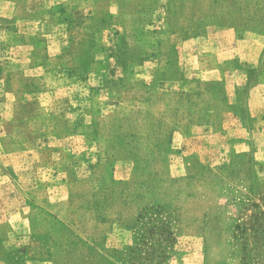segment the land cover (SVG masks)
I'll use <instances>...</instances> for the list:
<instances>
[{"label": "rangeland", "instance_id": "1", "mask_svg": "<svg viewBox=\"0 0 264 264\" xmlns=\"http://www.w3.org/2000/svg\"><path fill=\"white\" fill-rule=\"evenodd\" d=\"M11 1L17 6L14 16L11 4L0 5V107L38 92L47 94L48 105L57 95L53 84L79 88L71 109L55 116L57 132L87 136L88 152L98 153V160L86 179L70 169L60 197L49 184L27 192L20 210L0 224V264H86L83 254L92 256L91 264H121L111 250L132 243L138 225L131 228L130 222L143 206L163 202L170 203L166 213L174 217L179 235L178 251L166 264H241L240 246L230 235L253 179L209 183L199 175V165L219 166L244 152L251 166L259 163L258 175L264 179V135L253 133L244 151H236L242 145L234 136H227L224 144L208 142L198 153L183 151L182 141L199 125L221 127L219 111L210 109L224 95L212 92L224 89L228 99L222 82L205 80L196 69L194 53L203 45L191 49L183 43L210 27L247 40L239 49L250 52L251 39L264 44V0ZM18 16L37 22L31 29L17 23ZM18 29L31 34L24 36ZM20 42L30 46L15 47ZM204 63L214 64L211 55ZM250 73L254 78L256 72ZM58 94L59 105H66L65 93ZM9 114V107L0 110L3 118ZM123 138L133 156L138 142L143 143L157 188L149 195L136 198L134 188L127 187L124 197L110 183L130 182L137 170L134 160L118 159L122 152L114 147ZM119 164L127 168L126 179L114 176ZM8 175L18 189L24 174ZM91 205L99 207L104 221L99 227ZM123 210L127 216L121 220ZM70 232L80 243L74 253H68L74 238Z\"/></svg>", "mask_w": 264, "mask_h": 264}, {"label": "crops", "instance_id": "2", "mask_svg": "<svg viewBox=\"0 0 264 264\" xmlns=\"http://www.w3.org/2000/svg\"><path fill=\"white\" fill-rule=\"evenodd\" d=\"M7 3L12 5L10 15L14 16L16 3L0 0V5ZM33 10L35 9L27 8L28 12ZM17 20V23L32 25L31 29L37 22L30 17L18 16ZM18 32L24 36L31 34L22 29H18ZM245 41L247 40L237 39L229 30L209 27L203 36L183 43L184 47L203 45V49L194 53L196 69L201 78L222 82L228 95L227 106L220 115V129H215L212 125L196 127L194 133L182 141L185 153H198L208 142L213 143L215 140L224 144L227 136H234L235 142L242 145L236 151H244L250 148V136L253 133L258 131L264 135V44L251 39L248 45L250 52L242 53L239 43ZM208 44L210 49L205 47ZM23 46L30 45L26 42L15 45L19 48ZM253 46L258 48L255 52L250 50ZM206 55H211L214 64L204 63ZM236 63L238 65H234ZM252 71L256 72L254 78L250 73ZM65 80L64 86L68 81ZM53 86L50 87L53 90L51 92L57 95L48 105L44 101L47 94L38 92L19 100L4 101L0 107V110L10 108L9 117L0 116V224L10 221L12 215L20 210L29 190L49 184L56 188L60 197L58 191L61 188L67 189L70 169L78 179H86L90 176V165L98 160V153L88 152L90 148L87 136L79 133L61 135L57 132L55 116L71 109L75 104L76 93H80L79 88L73 90V86ZM62 91L66 96L64 106L59 105L62 96L58 93ZM30 106L32 108L29 110ZM32 121L34 124L31 125ZM17 130L21 131V136L17 134ZM126 170L125 165H116L114 176L126 179ZM9 171L24 174L23 179L20 178L18 189L10 180Z\"/></svg>", "mask_w": 264, "mask_h": 264}, {"label": "trees", "instance_id": "3", "mask_svg": "<svg viewBox=\"0 0 264 264\" xmlns=\"http://www.w3.org/2000/svg\"><path fill=\"white\" fill-rule=\"evenodd\" d=\"M212 93L215 95L222 93L224 95V98L210 109L211 112L219 111L220 117L221 112L227 106L225 92L222 89L214 90ZM164 109L166 111V108ZM143 116L146 117L144 114ZM143 116L140 112V117L144 118ZM142 144L141 141L138 142L135 156H133L134 153L130 155L131 152L127 150L128 148L130 149V142L125 138L117 142V146L115 145L114 147L116 149L119 148V151L122 152L121 157L115 155L118 159L124 161L130 159L132 163L134 160V165L137 168L130 182L111 180L110 183L119 190L118 193L121 196L125 197L124 190L127 187L129 190L134 188L136 198L149 195L155 191L154 188L157 189L154 184L156 182L154 181L155 177L149 168L150 163L148 162L150 159L148 155L143 154V150H141L143 149ZM245 155L244 152L234 153L228 163L215 167L200 164L201 172L199 175L207 178L209 183H220V185H228L234 180L243 182L244 178L253 179L249 185V193L246 196V200L239 203L242 206V210L237 214L239 218L232 224V234L230 236L240 246L241 264H264V179H261L258 175L257 166L259 163L253 161V166H251V161H247ZM118 184L123 186L120 188ZM169 206V202L143 206L144 208L137 215L133 224L130 222L131 228H134L136 224L138 225L136 226L138 231H135L132 243L121 250H111L114 254L113 257L121 264H166L173 254L177 253L179 241V235L173 223L174 217L166 213V209ZM123 207L125 208L126 205ZM91 210L95 224L97 225L98 222V227L101 226L104 221L99 219V207L92 206ZM125 211L123 210L122 215H118L119 219L123 220L122 218L125 214L127 216ZM122 223L127 225L128 222L122 221ZM128 226V229H130V225ZM69 234L74 238L70 239L71 246L68 247V253H74V246L80 243L75 241L77 236L73 232ZM65 250L67 251L66 248ZM83 259L86 264H91L92 256L83 254Z\"/></svg>", "mask_w": 264, "mask_h": 264}]
</instances>
